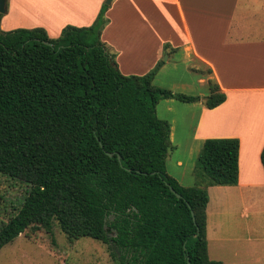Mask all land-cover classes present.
<instances>
[{"label": "trees", "instance_id": "16d2710c", "mask_svg": "<svg viewBox=\"0 0 264 264\" xmlns=\"http://www.w3.org/2000/svg\"><path fill=\"white\" fill-rule=\"evenodd\" d=\"M108 8L58 38L42 28L0 29V175L28 187L16 214L0 219V250L20 235H47L54 245L56 225L69 243L113 246L124 264H223L208 257V188L238 184L239 141L205 140L191 187L166 173L171 126L156 107L201 98L157 87L164 61L123 75L101 40ZM207 87L212 110L226 96L211 79ZM260 161L264 169V148Z\"/></svg>", "mask_w": 264, "mask_h": 264}, {"label": "crops", "instance_id": "0c3cea01", "mask_svg": "<svg viewBox=\"0 0 264 264\" xmlns=\"http://www.w3.org/2000/svg\"><path fill=\"white\" fill-rule=\"evenodd\" d=\"M104 2L7 0L0 29L42 28L50 38H58L66 26L92 25ZM105 17L108 24L101 40L115 54L123 75H145L164 55L167 60L154 78L157 87L159 73L176 56L188 68L197 63L211 71L205 79L189 78L186 72L185 79L170 82L169 89L199 96V102L167 99L156 107L157 117L171 126L170 155L185 154L174 156L171 168L168 156L166 173L180 185L191 187L196 181L194 160L203 142L237 139L238 184L208 188V257L223 264H264V217L235 216L248 207L264 211L258 208L264 202L260 161L264 148V0H111ZM165 44L176 51L168 55L163 50ZM208 79L226 96L225 102L212 110L204 106L208 93H194L199 85H207ZM212 193L217 197L215 206Z\"/></svg>", "mask_w": 264, "mask_h": 264}, {"label": "rangeland", "instance_id": "374dc122", "mask_svg": "<svg viewBox=\"0 0 264 264\" xmlns=\"http://www.w3.org/2000/svg\"><path fill=\"white\" fill-rule=\"evenodd\" d=\"M107 1L105 0L104 4H107ZM108 50L112 52V50ZM165 56L162 57V60ZM186 72L189 74V78L203 77L205 79L207 77L203 66L194 63L188 68V65L176 56L169 61L166 69L159 73L157 85L171 92L174 91L173 93H178L179 90L172 91L169 89L170 82L173 78L179 79V81L185 79ZM194 93L207 95V85H199ZM172 154L173 156L169 155L168 157L170 163L173 162L172 158L174 156H185L184 153L179 152H173ZM172 166V163L168 164L169 168ZM27 190L28 187L25 183L0 175V219L6 220L16 214ZM216 198L215 194L212 193V206H215ZM244 206H247V204ZM258 208L264 209V202H260ZM235 216L264 217V211L256 212L255 206L254 211L248 207ZM53 232L54 245H52L51 239L47 235H41L40 239L36 240H31L26 235H20L0 250V264H124L125 262L122 254L111 245L90 238H82L69 243L56 225ZM226 232L231 233L229 230H226ZM261 232L264 233V227ZM110 235L113 236L114 233L110 232Z\"/></svg>", "mask_w": 264, "mask_h": 264}, {"label": "water", "instance_id": "95a60500", "mask_svg": "<svg viewBox=\"0 0 264 264\" xmlns=\"http://www.w3.org/2000/svg\"><path fill=\"white\" fill-rule=\"evenodd\" d=\"M111 2V0H108L107 1V5H109ZM7 11L6 9V0H0V14H5ZM47 45H50L49 43H46ZM167 60V56H165L164 60L163 61H166ZM109 156H112L111 154H109ZM170 191L177 197V198H180V195H178L173 188L170 187ZM191 217H192V221L193 223L195 224V218H194V213L191 211ZM188 264H190V261L188 259L187 261Z\"/></svg>", "mask_w": 264, "mask_h": 264}, {"label": "bare ground", "instance_id": "6f19581e", "mask_svg": "<svg viewBox=\"0 0 264 264\" xmlns=\"http://www.w3.org/2000/svg\"><path fill=\"white\" fill-rule=\"evenodd\" d=\"M33 6H34V5H33ZM32 9H33L34 12H32V11H31V12L34 13V14H36V12H35L36 10H35L34 8H32Z\"/></svg>", "mask_w": 264, "mask_h": 264}]
</instances>
